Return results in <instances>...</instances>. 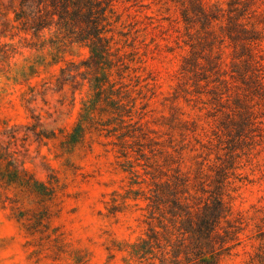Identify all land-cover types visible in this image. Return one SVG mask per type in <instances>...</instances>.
<instances>
[{
	"label": "rangeland",
	"instance_id": "1",
	"mask_svg": "<svg viewBox=\"0 0 264 264\" xmlns=\"http://www.w3.org/2000/svg\"><path fill=\"white\" fill-rule=\"evenodd\" d=\"M201 1L259 34L264 75V0ZM191 3L114 0L92 60L90 43L25 33L0 0V264H176L163 260L181 238L161 229L163 209L182 193L203 205L218 185L231 239L219 264H264V107L261 136L240 139L239 118L197 93L185 62L218 43Z\"/></svg>",
	"mask_w": 264,
	"mask_h": 264
},
{
	"label": "trees",
	"instance_id": "2",
	"mask_svg": "<svg viewBox=\"0 0 264 264\" xmlns=\"http://www.w3.org/2000/svg\"><path fill=\"white\" fill-rule=\"evenodd\" d=\"M113 2L114 0H8L14 15L13 22L20 25L25 33L41 37L49 32L55 37L67 38L71 43H90L92 60L102 57L108 50V46L104 44L108 43L105 33ZM189 11L192 22L200 25L197 32L207 34L218 46L213 55L187 58L184 66L186 75H191L195 87L206 90L205 93H197L210 95L211 103L217 111L225 113L228 119L233 116L239 118L231 124L238 132L237 137L255 140L261 136L262 128L258 118L264 107V75L260 62L263 58H259L255 52L261 37L255 30H250L241 17L233 15L235 10L231 8L226 14L222 8L213 10L201 0H192L186 16H189ZM6 17L4 15L3 25L9 23ZM216 25L219 26L218 33ZM204 39L205 37L202 40ZM201 43L202 41L199 44ZM194 45L195 42L192 41L190 46ZM227 48L232 49L230 67L225 57ZM68 76L74 77L71 74ZM230 129V126L224 127L228 132ZM177 175V182L173 184L175 187L182 186L184 181L188 182V179L183 180ZM166 183L169 185V182ZM221 189L222 185H218L213 199L203 205L190 204L185 193H182L183 197H175L169 201L160 216L163 222L160 227L166 233L172 227L181 238L178 240L179 245L167 241L170 250H164V261L171 253L176 264H219L218 257L223 251L230 249L228 242L231 240L219 232L221 220L226 219L229 213L223 194L220 193ZM157 194L153 200L154 206L160 200V195ZM177 194L178 192L176 196ZM155 208L162 210L160 204ZM157 233L159 232L156 231L155 234ZM153 238L157 239L156 236ZM200 239L205 240L207 249L201 247Z\"/></svg>",
	"mask_w": 264,
	"mask_h": 264
}]
</instances>
